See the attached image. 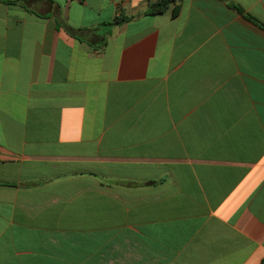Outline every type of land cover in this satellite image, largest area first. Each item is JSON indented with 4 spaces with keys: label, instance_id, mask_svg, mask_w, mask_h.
Segmentation results:
<instances>
[{
    "label": "crops",
    "instance_id": "0c3cea01",
    "mask_svg": "<svg viewBox=\"0 0 264 264\" xmlns=\"http://www.w3.org/2000/svg\"><path fill=\"white\" fill-rule=\"evenodd\" d=\"M155 1H0V264H264V0Z\"/></svg>",
    "mask_w": 264,
    "mask_h": 264
},
{
    "label": "trees",
    "instance_id": "16d2710c",
    "mask_svg": "<svg viewBox=\"0 0 264 264\" xmlns=\"http://www.w3.org/2000/svg\"><path fill=\"white\" fill-rule=\"evenodd\" d=\"M2 1V0H0ZM181 0H157L155 2H152L150 4V13L153 15L156 14H163L165 13L171 6H175L173 9V15L176 16L179 13L180 10V5L179 2ZM231 7L233 9H235L236 11H238L240 14H244V11L242 8H240L238 5L231 3L230 4ZM246 17L250 20V21H256L252 16L250 15H246ZM128 20V18L124 17H119L115 20V23L117 24H122L124 22H126Z\"/></svg>",
    "mask_w": 264,
    "mask_h": 264
}]
</instances>
